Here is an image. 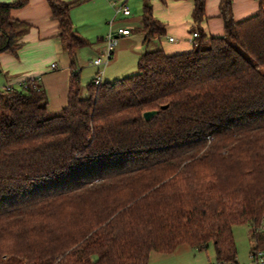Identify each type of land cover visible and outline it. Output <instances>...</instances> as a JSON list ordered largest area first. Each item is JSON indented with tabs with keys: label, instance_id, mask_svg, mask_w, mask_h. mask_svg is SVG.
Wrapping results in <instances>:
<instances>
[{
	"label": "trees",
	"instance_id": "1",
	"mask_svg": "<svg viewBox=\"0 0 264 264\" xmlns=\"http://www.w3.org/2000/svg\"><path fill=\"white\" fill-rule=\"evenodd\" d=\"M0 2V53L15 55L27 25ZM72 70L67 105L45 91L0 90V264H149L181 245L240 264L235 225L264 249V2L192 50L145 51L137 71L86 85L76 54L90 41L70 2L47 0ZM193 0L192 19L205 17ZM147 44L163 33L143 0ZM162 106L166 108L162 109ZM158 110L146 121L143 113Z\"/></svg>",
	"mask_w": 264,
	"mask_h": 264
},
{
	"label": "crops",
	"instance_id": "2",
	"mask_svg": "<svg viewBox=\"0 0 264 264\" xmlns=\"http://www.w3.org/2000/svg\"><path fill=\"white\" fill-rule=\"evenodd\" d=\"M13 1L15 0H0L4 3ZM67 1L70 2V16L75 29L91 43L90 46L79 49L76 54L75 66L79 69L80 83L83 78L89 79L88 83L95 79L99 67L93 65L92 61L102 55L104 37L110 28H107L108 20L113 15V27L127 28L131 32L119 39L112 59L103 67V83L115 82L134 74L138 60L145 51L163 50L168 55H175L192 50L193 46L188 38L195 30L201 31L206 37L224 35L220 0L205 1V17L199 23L192 19L193 0H150L153 16L161 23L163 33L147 44L144 43L145 35L142 31L143 0L129 3L131 13L128 16L116 15V5L111 0ZM263 2L232 0L234 20L239 22L257 14ZM89 15L93 18L87 17L85 20V16ZM11 16L25 23L27 29L15 55L0 53L3 85L15 86L21 79L40 76L42 89L47 96L48 110L56 114L67 105L72 74L70 58L59 39V24L52 18L47 0H28L24 6L13 9ZM169 38H174V41H169ZM154 254L161 253H151L150 264Z\"/></svg>",
	"mask_w": 264,
	"mask_h": 264
},
{
	"label": "rangeland",
	"instance_id": "3",
	"mask_svg": "<svg viewBox=\"0 0 264 264\" xmlns=\"http://www.w3.org/2000/svg\"><path fill=\"white\" fill-rule=\"evenodd\" d=\"M112 1L114 2V0H111V2ZM116 1L121 3V0H116ZM133 1L134 0H126V4L129 6V8H131L130 4ZM115 14H116V9H115ZM87 17H89L90 19L93 18L92 15H89V16H85V20H87ZM114 17L115 16L113 15L108 20L107 28H109V23L113 20ZM89 81H90L89 79L87 80L84 78L81 81L82 96L84 97L87 96L86 84ZM3 87H4L3 81L1 80V76H0V90L3 89ZM233 235L237 247L238 262L240 264L251 263L250 252H251V248L254 245V240L250 237L249 225H235L233 227ZM214 262H215V252L212 243L209 244L208 248L201 251L189 247L188 245H181L177 248V250L173 254H154V256L151 257V264H212Z\"/></svg>",
	"mask_w": 264,
	"mask_h": 264
},
{
	"label": "built area",
	"instance_id": "4",
	"mask_svg": "<svg viewBox=\"0 0 264 264\" xmlns=\"http://www.w3.org/2000/svg\"><path fill=\"white\" fill-rule=\"evenodd\" d=\"M116 5V15L122 14L124 16H128L131 13L129 6L126 4V0H121V3L118 1L113 2ZM113 20L110 22L109 31L104 37L105 47L103 49L102 55L97 57L92 61L93 65L99 67V70L93 80L95 85H100L102 82L103 76V67L107 65V63L112 59L114 55V51L118 45L119 39L122 36L130 34V29L123 28V27H113ZM199 36V32L197 30L193 31L188 38V41L192 46L197 45V38ZM169 41H174V38H169ZM54 66V65H53ZM22 89L28 90L33 89L35 91L42 90L41 86V79L40 76H32L25 79H21L17 81L16 85L7 84L3 87L4 90L10 91L12 89ZM251 255V263L249 264H264V249H259L256 251L250 252Z\"/></svg>",
	"mask_w": 264,
	"mask_h": 264
},
{
	"label": "water",
	"instance_id": "5",
	"mask_svg": "<svg viewBox=\"0 0 264 264\" xmlns=\"http://www.w3.org/2000/svg\"><path fill=\"white\" fill-rule=\"evenodd\" d=\"M162 109L166 108V106H162ZM158 110H148L143 113V117L146 121H150L152 118H154L158 114Z\"/></svg>",
	"mask_w": 264,
	"mask_h": 264
}]
</instances>
